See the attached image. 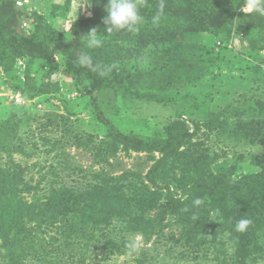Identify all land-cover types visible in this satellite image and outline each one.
Returning <instances> with one entry per match:
<instances>
[{
    "label": "rangeland",
    "instance_id": "1",
    "mask_svg": "<svg viewBox=\"0 0 264 264\" xmlns=\"http://www.w3.org/2000/svg\"><path fill=\"white\" fill-rule=\"evenodd\" d=\"M79 2L30 0L27 8L37 12L35 20L38 16L47 28L68 38L73 21L104 10L108 0H91L76 15ZM249 2L245 0L243 10H249ZM181 24L165 13L154 22L143 18L138 30L122 37L97 27L105 35L102 47L88 49L86 37L84 47L104 68L133 74L136 82L129 89L106 84L92 95L86 94L88 81L75 71H44L41 60L15 57L0 40V168L23 173L33 188L92 191L88 198L96 202L100 221L94 227L92 214L87 223L75 218L79 232L69 237L49 228L38 255L27 253L26 264H237L239 233L226 224L222 197L206 196L199 204L187 198L192 184H208L219 171L234 167L233 177L238 178L264 167V49H252L259 31L239 32L236 27L228 37L203 32L167 39ZM166 79L168 88L157 90L155 84ZM72 85L82 97L68 95ZM93 101L117 130L145 141L164 140L166 125L175 119L198 124L192 142L154 173L158 185L169 186L181 199L178 207L169 205L165 190L145 180L161 154L113 139L97 119ZM241 123L256 126V142L239 135L245 127ZM143 184L152 207L146 212L135 201ZM108 189L119 202L107 198ZM33 195L21 193L28 201ZM131 207L142 225L136 232L126 231L124 214L107 218L111 209L125 213ZM121 238L129 244L109 256L108 245ZM3 244L0 239V264H14ZM247 264H264L263 224Z\"/></svg>",
    "mask_w": 264,
    "mask_h": 264
},
{
    "label": "trees",
    "instance_id": "2",
    "mask_svg": "<svg viewBox=\"0 0 264 264\" xmlns=\"http://www.w3.org/2000/svg\"><path fill=\"white\" fill-rule=\"evenodd\" d=\"M138 4L143 18L148 22H154L165 13L181 21L180 28L176 27L167 33L166 38L169 40L181 39L185 33L203 32L216 37H228L236 27L239 32L244 30L259 31L260 36L252 49H264V17L257 16L250 10H243L245 0H138ZM27 11L26 8H17L15 0H3L0 3V40L15 57H28L34 61L41 60L44 64V71L65 70L66 68L69 71H75L82 79L88 81L89 88L86 91L88 95L101 90L106 84L124 89L134 86L136 79L133 74L114 68H104L98 63L96 57L84 47L85 34L93 28H105L103 23L107 14L105 9L94 10L91 15L73 21L69 27L70 36L68 38H63L60 34L47 28L38 21L39 18L36 15L37 19L35 20L34 14L37 13L35 9L30 13ZM24 17L30 22L29 34H24L20 29L14 28ZM14 30L16 31L14 32ZM127 33L130 32L126 30L112 32L115 37H122ZM144 41L145 43L149 42L146 39ZM83 54L92 58L95 70L80 66L79 58ZM55 57L58 58L57 61H55ZM168 86V79L155 84L159 91L166 90ZM70 88L71 91H68V93L70 92L68 95L75 93L74 99L82 97V91L73 85ZM19 92L22 93V91ZM23 95L25 96V94ZM93 107L97 119L108 128V133L113 139L126 145L161 154L149 168L145 180L152 188L165 190L169 205L173 208L178 207L182 202L181 199L175 198L171 194L169 186L158 185L154 173L167 160L174 157L181 148L192 142L195 131L199 127L198 124L191 123L187 119H175L166 125L167 136L164 140L145 141L117 130L103 114L96 101H93ZM246 124L241 123V126ZM204 126L207 129L211 128L209 122L204 123ZM258 132L255 125L252 127L247 125L239 135L252 143L258 140ZM234 169V167H230L228 170L215 173L208 184H192L189 187L187 200L196 202L206 196L220 195L222 197V215L227 226L238 231L239 220L248 219L251 221L244 231H238L236 246L237 264H247L250 248L256 242L258 225H264V167L253 173L241 174L238 178L233 177ZM23 176V173L10 170L2 171L0 168V239L7 248L6 252H11L10 259L14 264H26L27 253L31 254L32 252L33 256L38 255L50 229L54 228L56 234L58 231H62L64 237H69L70 234L79 232L74 230L73 221L75 218L80 217L82 223H87V219L93 218L90 217V214L95 217L92 219L93 221L91 220L93 226L100 225L96 215L98 211L95 207L96 202L89 201L88 198L92 196V191L80 193L73 187L54 186H50V189H40L35 186L33 188L32 185H28V181L25 183L22 179ZM18 182L21 185H18ZM23 182L24 184H22ZM145 186V184L142 185L135 201L140 205L143 204L146 212L152 207L149 198H147L149 195L143 194ZM111 190L108 189L107 198L118 200L117 195ZM21 193L35 195L31 198L32 201H28L21 196ZM123 197L126 201L125 194ZM124 212L118 213L111 209L107 213V218L112 219L124 214L123 217L127 221L126 231L136 232L142 225L135 217L133 208L132 210L128 208V211ZM119 220L120 218L117 219V221ZM111 224L108 221L106 226L112 232ZM128 244V241L123 238L120 241L111 242L108 245L109 256L123 251ZM35 246H37L36 249L30 251ZM15 253H17L16 256Z\"/></svg>",
    "mask_w": 264,
    "mask_h": 264
},
{
    "label": "clouds",
    "instance_id": "3",
    "mask_svg": "<svg viewBox=\"0 0 264 264\" xmlns=\"http://www.w3.org/2000/svg\"><path fill=\"white\" fill-rule=\"evenodd\" d=\"M91 6V0H80L76 9V15L80 10H87ZM249 10L255 13L257 16L264 17V0H250ZM106 16L104 18L105 31L107 34L119 31H136L143 21V16L140 11V6L137 0H108L105 5ZM86 37V47L88 49H94L102 47L104 40L102 37L105 35L100 34L96 28L91 29ZM79 64L81 67H86L95 70L92 62V58L83 54L79 58ZM195 203L199 204L197 200ZM251 221L248 219H241L237 223V230L244 231Z\"/></svg>",
    "mask_w": 264,
    "mask_h": 264
},
{
    "label": "built area",
    "instance_id": "4",
    "mask_svg": "<svg viewBox=\"0 0 264 264\" xmlns=\"http://www.w3.org/2000/svg\"><path fill=\"white\" fill-rule=\"evenodd\" d=\"M30 0H15V6L17 8H26L28 11V13H30L33 9V7L31 8H27L28 5H30ZM19 27H20V30L22 31V33L24 34H29V31H30V22L28 21V19H26L25 17L21 19V22L19 23ZM58 58L55 57V61H57ZM18 95V94H17ZM22 102H24L22 100ZM22 102H18V103H21L23 104Z\"/></svg>",
    "mask_w": 264,
    "mask_h": 264
}]
</instances>
